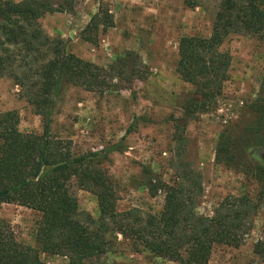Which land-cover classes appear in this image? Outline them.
I'll return each instance as SVG.
<instances>
[{"label":"trees","instance_id":"16d2710c","mask_svg":"<svg viewBox=\"0 0 264 264\" xmlns=\"http://www.w3.org/2000/svg\"><path fill=\"white\" fill-rule=\"evenodd\" d=\"M73 10V0H0V80L13 81L44 122L42 135L25 134L19 129L17 112L0 113V205L40 213L36 239L43 253L65 257L68 264H104V257L118 252L117 235L136 252L179 264H209L216 246L243 245L258 211L250 198L227 197L212 216L200 215V176L191 171L169 185L150 175L146 187L153 195L164 194L163 210L158 214L137 208L121 211L118 190L103 165L111 155L124 152L123 141L77 156L71 141L52 135V117L66 88L100 94L113 88L114 69L66 53L64 41L49 37L40 24L48 14ZM112 27L113 19L100 9L83 31V39L95 43L101 28ZM232 35L264 38V0H221L210 37L180 40L177 73L200 97L185 108L188 117L208 111L221 96L232 65V57L221 47ZM262 89L264 93V85ZM252 109L256 125L227 129L216 160L232 164L241 158L250 163L264 195V153L257 154L264 150V96ZM142 119L137 117L128 132ZM73 182L96 196L97 219L80 211ZM254 253L264 262V237L254 245ZM0 264L46 263L37 250L20 244L11 228L0 223Z\"/></svg>","mask_w":264,"mask_h":264},{"label":"rangeland","instance_id":"374dc122","mask_svg":"<svg viewBox=\"0 0 264 264\" xmlns=\"http://www.w3.org/2000/svg\"><path fill=\"white\" fill-rule=\"evenodd\" d=\"M22 2L25 0H12ZM221 0H73L72 12H56L41 19L45 33L66 44V53L104 68L114 69L112 90L100 94L68 87L58 100L51 132L71 141L74 155L98 152L121 141L124 152L103 165L119 194L121 211L137 208L158 214L165 196L153 195L146 184L153 175L169 185L191 171L201 177L197 212L212 216L227 197H248L258 211L253 230L238 248L218 245L209 264H264L254 245L264 237V195L250 163L238 158L216 160L223 133L236 125L254 127L252 107L264 96V38L232 35L221 50L232 57L228 80L217 102L206 112L188 117L191 99L200 101L195 87L177 73L178 48L184 37L208 38ZM103 9L114 27L101 28L95 43L83 39L93 16ZM15 111L19 129L42 135L44 122L11 80H0V113ZM137 117L143 119L132 132ZM264 153L258 150L257 154ZM240 163V165L238 164ZM242 163V164H241ZM81 212L99 217L97 198L73 182ZM41 214L18 205H0V223L9 226L17 241L40 253L46 264H68V259L43 253L36 234ZM118 252L104 264H179L149 252H136L117 235Z\"/></svg>","mask_w":264,"mask_h":264}]
</instances>
